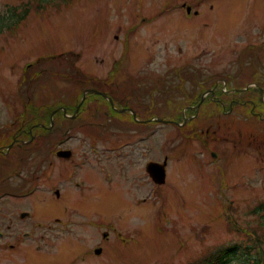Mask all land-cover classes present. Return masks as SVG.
Masks as SVG:
<instances>
[{
  "label": "rangeland",
  "instance_id": "rangeland-1",
  "mask_svg": "<svg viewBox=\"0 0 264 264\" xmlns=\"http://www.w3.org/2000/svg\"><path fill=\"white\" fill-rule=\"evenodd\" d=\"M183 3L192 7L190 13ZM28 6L27 18L13 32L17 18L11 13ZM125 51L129 62L123 84L148 85L149 95L166 80L177 84L171 70L182 67L183 59L201 69L198 79L193 77L195 83L211 84L215 79L208 73L213 68L224 75L233 67L242 68L236 62L240 53L252 61L259 52L262 74L247 64L239 78L242 83L264 81V0H0V133L10 123H29L30 103L39 106L81 96L89 84L82 82V74L58 76L76 68L73 57L78 53L83 71L98 77ZM30 62L29 68L40 76L29 81L24 67ZM53 69L57 72L51 78ZM173 97L181 102L168 106L159 96L151 107L170 120L153 126V160L169 157L163 185L149 179L139 159L138 167H128L125 175L112 177L114 181L97 174L80 186L69 183L61 173L65 167H58L62 184L54 192L55 178L45 176L51 161L46 149L53 138L46 136L41 150L31 156L21 151V199H8L10 214L18 218L21 212V220L0 239V264H190L236 242L240 247L229 264H254V254L244 250L250 241L229 230L226 208L240 225H261L264 230V148L260 151L251 143L237 153L222 141L227 134L224 116L195 117L191 125H176L170 118L188 107L181 94L174 91ZM144 100L149 102V97ZM99 107L93 114L99 129H90L98 132L99 143L113 144L136 132L122 114ZM250 119V133L264 132V121L256 115ZM208 129L222 138L211 143ZM196 133L206 137L205 147ZM4 161L0 157V167ZM87 174L92 179L94 171L88 169ZM17 178L15 185L20 183ZM17 240L19 245L11 246ZM97 247L102 248L99 254Z\"/></svg>",
  "mask_w": 264,
  "mask_h": 264
},
{
  "label": "flooded vegetation",
  "instance_id": "flooded-vegetation-1",
  "mask_svg": "<svg viewBox=\"0 0 264 264\" xmlns=\"http://www.w3.org/2000/svg\"><path fill=\"white\" fill-rule=\"evenodd\" d=\"M183 6L185 7V5ZM199 40L200 37L195 38L192 43L196 45ZM175 45L178 49L183 48V44ZM152 52H154L152 55L156 57L157 51ZM128 54L129 52L125 51L120 58L114 59L112 67L103 75L94 77L85 73L87 78H82V81H89V84L84 90H97L98 93L88 94L87 98L81 103L78 99L75 101L71 99L60 100L61 104L57 108L65 107L67 113L63 108H60V111H63L64 114L56 117L51 132H35L34 125H30L29 129H26V124L22 123L21 126L20 122L15 127L14 123H10V127L5 132L0 133V157H5L4 166L0 167V239H3L14 228L18 219L21 220V212L18 218L12 217L13 212L10 214L11 207L8 199L11 198L14 202L21 199L23 155L27 152L31 156L33 152L41 150L39 149L40 145H42V140L46 136L53 138L50 147L46 149V156L51 160L49 165L46 166L50 167V180L55 178L51 182L52 185L58 182L62 183L61 180L57 179L59 176L58 167H65V171H61V173L73 186L88 184L96 179L97 174L108 181L112 177H121L125 175L128 167H138L139 159L142 160L140 162L144 164L146 171L149 163L154 161L152 157V140L155 118L167 119L152 110L151 107L155 103V97L163 96L168 106L174 103L177 105L181 101L174 99L173 92L176 91L184 99L181 100L187 101L186 107L196 108L189 111L188 116H192V118L195 116L206 117L207 119L224 116L226 118L224 128L226 127L227 134L224 137L225 140L222 141L232 144L237 153H239V149H249L251 143H254L260 151L264 148V132L250 133L248 131L251 120L250 115H256L261 121H264V81L253 80L242 83V79L239 78L242 68H245L247 64L262 74L263 69L261 68L260 71L259 68L261 60L258 57L259 52H255V55L251 58L252 61L244 58L245 53H240V58L238 57L236 62L242 65V68L236 69L233 67L227 70L224 75L213 68L208 73L211 76L213 75L212 77L215 79V82L211 84H208L207 80H204L203 84L195 83L193 77L197 76L198 79L201 69H197V63L189 59H183L182 67L177 65L171 70V74L174 76L173 81L177 79V84L171 85L166 80L158 88L154 87L156 89H153L150 95L148 85L143 83L123 84L122 76L127 74ZM201 59L202 57L198 61ZM246 59L249 62H246ZM168 61L170 62V59ZM182 68L188 71L182 72L185 70ZM128 75L130 76V74ZM166 76H169V72L166 73ZM185 79H187L186 82L189 86L185 85ZM147 97H149V102L144 100ZM99 106H103L109 112L122 114L125 121L136 126V132L128 138L113 144L99 143L95 139L98 132L90 131L91 128L99 129L98 124L93 119L95 108L100 112ZM183 116H185L184 109L176 114L174 113L170 119L179 123L181 119L184 120ZM17 118L21 119V115ZM69 122H73V124L67 125ZM219 127L221 128L222 125H219ZM192 130H197V125ZM59 131H62L63 134L56 137ZM201 131L203 132V130ZM207 134L213 144L214 139L222 138L217 130L210 132V129H208ZM196 135L197 139L203 137L200 133H196ZM204 138H201L204 140L201 144L205 147L208 141ZM9 146L10 149L7 150ZM3 148L5 150H2ZM21 151L23 155H21ZM166 155L164 154V157ZM91 161L96 163L90 164ZM10 167H13V169ZM88 169L94 171L95 175L90 174L92 179L87 174ZM147 174L149 175V173ZM16 177L20 179L18 185L13 183ZM149 179L153 180L150 175ZM123 180L133 181L131 178H124ZM135 180L137 181L136 178ZM8 208L9 210H7ZM4 225H6V230ZM18 245L19 241L17 240L11 246Z\"/></svg>",
  "mask_w": 264,
  "mask_h": 264
},
{
  "label": "trees",
  "instance_id": "trees-1",
  "mask_svg": "<svg viewBox=\"0 0 264 264\" xmlns=\"http://www.w3.org/2000/svg\"><path fill=\"white\" fill-rule=\"evenodd\" d=\"M44 1L48 2L49 0H44ZM65 1L69 2L70 0H65ZM40 5L41 7L44 6L42 2H40ZM29 10L30 7L28 6V7H22V12L19 11L18 13H11L12 17L17 18V20L14 21L13 26H11L12 29H16L17 27H19L20 23L27 18ZM5 16L6 15H2L1 18H5ZM73 101H75V99ZM60 104H61L60 102L57 103L53 102V103L36 106L35 104L30 103L29 104L30 106L27 107L26 112H29L31 116H29L30 121L29 123L26 124V128L28 129L29 126L33 123H37V124L45 123L46 125H49L51 112ZM37 108L38 111L35 113L34 109ZM191 110L193 109H190V111ZM60 116H62V114H60ZM35 127L40 132H50L49 129H44L41 125H35ZM261 207L264 208V204L261 205ZM227 222L229 224L230 231L236 230L240 233H243L248 240L252 241V242H245L244 250L249 256H252L254 254L252 252L256 251L255 253L256 258H255V254L253 255L254 264H264V248L261 246V243L264 241V232L261 231V225L248 226V227L242 226L237 222V220L233 216L231 217L227 216ZM239 247L240 244L236 242L229 244L227 246L217 248L216 250L204 256L199 263H194V264H228L234 261Z\"/></svg>",
  "mask_w": 264,
  "mask_h": 264
},
{
  "label": "water",
  "instance_id": "water-1",
  "mask_svg": "<svg viewBox=\"0 0 264 264\" xmlns=\"http://www.w3.org/2000/svg\"><path fill=\"white\" fill-rule=\"evenodd\" d=\"M166 164L167 161L164 163L152 162L147 168L148 172L157 184H163L166 181ZM96 252H100V249H97Z\"/></svg>",
  "mask_w": 264,
  "mask_h": 264
},
{
  "label": "bare ground",
  "instance_id": "bare-ground-1",
  "mask_svg": "<svg viewBox=\"0 0 264 264\" xmlns=\"http://www.w3.org/2000/svg\"><path fill=\"white\" fill-rule=\"evenodd\" d=\"M114 181V180H113Z\"/></svg>",
  "mask_w": 264,
  "mask_h": 264
}]
</instances>
